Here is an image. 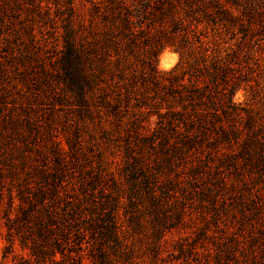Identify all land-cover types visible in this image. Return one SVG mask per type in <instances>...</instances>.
Instances as JSON below:
<instances>
[{
    "label": "trees",
    "instance_id": "16d2710c",
    "mask_svg": "<svg viewBox=\"0 0 264 264\" xmlns=\"http://www.w3.org/2000/svg\"><path fill=\"white\" fill-rule=\"evenodd\" d=\"M90 2L88 25L73 0L58 3L67 16L53 63L9 48L20 29L0 35V222L9 250L29 252L21 264H159L188 221L187 189L223 166L242 174L238 152L264 170L263 128L234 103L264 11L236 0ZM0 3L18 18L19 0ZM167 47L180 61L162 74ZM50 98L76 117L66 146L51 133L42 150L30 112ZM100 139L125 142L124 158L95 151Z\"/></svg>",
    "mask_w": 264,
    "mask_h": 264
},
{
    "label": "rangeland",
    "instance_id": "374dc122",
    "mask_svg": "<svg viewBox=\"0 0 264 264\" xmlns=\"http://www.w3.org/2000/svg\"><path fill=\"white\" fill-rule=\"evenodd\" d=\"M34 1L36 4L41 2L42 6L31 11L30 0H19L21 4L15 8L20 14L17 19L11 17V12H7L8 19L0 11V35L5 39L9 37L8 32L12 34V30L20 29L22 35L19 39H14L10 35L9 48L16 50L19 47H27L45 61L53 63L64 46L62 21L67 16V13L58 10V3L65 4L67 0ZM73 1L80 19L88 25L92 8L90 0ZM236 1L243 7L255 6L260 11H264V0ZM31 28L35 32L34 41L27 34V30ZM208 31L210 34L211 30ZM2 49L3 46L0 47L1 53H3ZM247 50L248 56L244 58L242 68L245 80L234 95V103L256 115L255 128H263L262 132L258 133L260 140L263 141L264 37L260 34L256 35L247 46ZM166 56L167 61H165ZM179 61L180 54L175 49L167 47L159 53L158 68L162 74H165ZM165 62L167 67L164 66ZM52 104L50 98L44 105L36 104V108L31 106L30 113L38 128L39 147L42 150L46 143L45 139L51 133L52 138L56 136L66 146L65 135L73 130V125L70 123L76 117L58 103L53 104L56 108L52 109ZM97 134L99 139V129ZM83 136L89 143L85 130ZM48 140L51 141V138ZM99 142L100 144L95 146V151L100 146L110 160L119 161L124 158L125 142L109 144L102 142L101 139ZM6 150L7 145L0 140V155ZM34 153L37 156L36 152ZM237 156L242 174L236 173L232 167L223 166L205 175L195 188L187 189L180 196L187 207L188 221L181 229L173 230L168 234L169 242L165 249L167 251L163 252V261L159 264H264V170H261L263 166L260 162L252 164L239 152ZM9 246L5 220H1L0 264H21L22 257L27 259L30 257L29 252L22 250L19 244H16L13 252L9 250ZM179 248H182L183 252H180ZM171 253L172 255H169Z\"/></svg>",
    "mask_w": 264,
    "mask_h": 264
},
{
    "label": "clouds",
    "instance_id": "9594fccd",
    "mask_svg": "<svg viewBox=\"0 0 264 264\" xmlns=\"http://www.w3.org/2000/svg\"><path fill=\"white\" fill-rule=\"evenodd\" d=\"M165 61H167V56L165 57ZM164 66L167 67V63L166 62H165Z\"/></svg>",
    "mask_w": 264,
    "mask_h": 264
}]
</instances>
